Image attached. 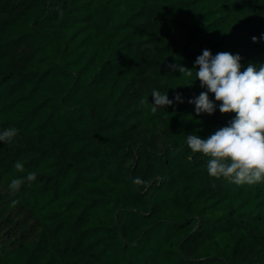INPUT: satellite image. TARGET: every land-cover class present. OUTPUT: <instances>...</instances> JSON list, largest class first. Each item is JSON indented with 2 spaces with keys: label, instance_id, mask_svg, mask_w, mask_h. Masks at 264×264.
Here are the masks:
<instances>
[{
  "label": "trees",
  "instance_id": "obj_1",
  "mask_svg": "<svg viewBox=\"0 0 264 264\" xmlns=\"http://www.w3.org/2000/svg\"><path fill=\"white\" fill-rule=\"evenodd\" d=\"M261 34L264 0H0V264H264V182L186 144L235 113L196 114L179 71L264 62ZM153 88L183 102L152 112Z\"/></svg>",
  "mask_w": 264,
  "mask_h": 264
},
{
  "label": "clouds",
  "instance_id": "obj_2",
  "mask_svg": "<svg viewBox=\"0 0 264 264\" xmlns=\"http://www.w3.org/2000/svg\"><path fill=\"white\" fill-rule=\"evenodd\" d=\"M260 38L264 39V34ZM252 40L255 42L257 37L253 36ZM192 69H195L194 74ZM179 71L182 76L194 75L188 85L199 80L200 86L206 89L189 100L194 104L196 114L211 115L217 109L222 114L235 113L226 125L218 127L206 138L196 133L186 134V144L191 152L207 157L208 175L237 185L264 182V62L244 66L239 53L222 51L213 54L210 49H203L193 68L181 65ZM168 89H152V112L183 102L179 92L170 99ZM209 93L214 94V98H210ZM17 132L15 127L0 130V143L11 141ZM14 167L23 170L24 165L17 161ZM36 178L37 173L29 171L26 176L12 178L9 188L18 191L25 182Z\"/></svg>",
  "mask_w": 264,
  "mask_h": 264
}]
</instances>
